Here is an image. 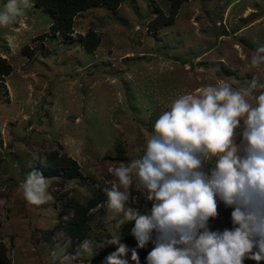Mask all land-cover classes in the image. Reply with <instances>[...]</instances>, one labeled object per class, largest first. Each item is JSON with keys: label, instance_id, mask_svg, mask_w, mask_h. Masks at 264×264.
<instances>
[{"label": "rangeland", "instance_id": "1", "mask_svg": "<svg viewBox=\"0 0 264 264\" xmlns=\"http://www.w3.org/2000/svg\"><path fill=\"white\" fill-rule=\"evenodd\" d=\"M172 2L93 7L78 13L65 35L52 34V14L30 0L34 6L0 27V58L11 66L0 81V242L10 264H106L107 243L123 226L106 220L104 189L116 182L111 170L143 154L152 122L181 95L221 81L243 90L253 73L264 79V65L248 67L264 46V0H184L172 21L152 28L156 17L170 15ZM6 3L0 0V11ZM90 30L100 40L91 52L81 43ZM25 45L31 56L22 53ZM54 152L74 160L77 169L53 173L44 167ZM33 168L50 181L52 202L24 199L20 184ZM129 193V206L142 200L152 205L135 175ZM96 194L102 201L88 212L85 237L72 240L62 225L71 217L63 202L85 204ZM231 211L218 202L210 230L231 229L222 225ZM84 239L105 246L92 258L69 259Z\"/></svg>", "mask_w": 264, "mask_h": 264}, {"label": "clouds", "instance_id": "2", "mask_svg": "<svg viewBox=\"0 0 264 264\" xmlns=\"http://www.w3.org/2000/svg\"><path fill=\"white\" fill-rule=\"evenodd\" d=\"M30 6V0H7L0 27L14 23ZM262 65L264 46L248 60L250 70ZM142 151L111 170L116 182L104 192L106 220L115 221L117 228L134 222L130 232L138 247L153 245L146 264L264 261V79L253 73L250 87L243 90L221 81L181 95L152 122ZM134 175L152 201L145 214L127 204ZM49 185L33 168L20 188L29 204L41 205L54 200ZM218 202L232 209L231 229L209 228ZM107 244L116 250L105 257L106 264H128L121 257L129 249L118 235ZM104 246L84 239L68 258H92ZM131 259L140 264L135 250Z\"/></svg>", "mask_w": 264, "mask_h": 264}, {"label": "trees", "instance_id": "3", "mask_svg": "<svg viewBox=\"0 0 264 264\" xmlns=\"http://www.w3.org/2000/svg\"><path fill=\"white\" fill-rule=\"evenodd\" d=\"M32 3L37 8H42L48 10L52 16L53 20L49 27V31L52 34H65L68 35L73 32L74 27V18L75 16L83 12L87 9L97 7L100 5H106L109 8H113L117 6L121 0H31ZM184 0H173L172 9L170 11V15L166 18L164 17H156L154 22H152V28H158L161 25L168 24L170 21L174 19L176 15V11L179 8L180 4ZM42 37V36H39ZM99 38L95 36L94 32L90 30L87 35H85L81 39V43L83 47L91 52L96 49L99 44ZM22 53L26 56H31L33 54L31 49H28V46H24L22 48ZM186 63V62H184ZM11 72V66L7 63L5 58H0V81L4 76L9 75ZM44 167L49 169L53 173H71L75 169H77V164L71 158H67L65 156H58L55 152L46 156L44 162L42 163ZM102 201V196L99 194L91 197L85 204L80 203L74 199H67L63 202V213H67L71 211V217L63 222V228L65 233L72 240H81L85 237L84 225L88 220V212L91 209H94L100 202ZM133 207L138 208L141 214H145L150 211L151 204L146 203L142 200L137 203V205H131ZM222 221V220H221ZM134 222H127L123 224L121 233L118 235L120 242L127 245L129 251L122 259H128L131 261V264H136L135 261H132L131 254L132 250H135L139 256L140 263H146L145 257L147 253L151 251L153 245L149 243L147 248H140L137 245V241L131 235L130 229L132 228ZM232 225L231 218L229 215L225 213L223 217L222 225ZM116 250V245L110 244V248L104 253V257H106L110 252ZM0 264H10L9 259L6 254L5 246L2 242H0Z\"/></svg>", "mask_w": 264, "mask_h": 264}]
</instances>
